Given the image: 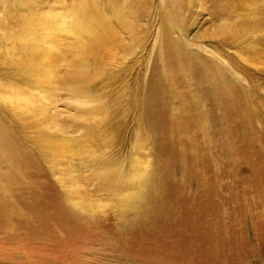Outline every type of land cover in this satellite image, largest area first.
Wrapping results in <instances>:
<instances>
[{"label":"rangeland","instance_id":"obj_1","mask_svg":"<svg viewBox=\"0 0 264 264\" xmlns=\"http://www.w3.org/2000/svg\"><path fill=\"white\" fill-rule=\"evenodd\" d=\"M252 21L264 22V0H0V125L11 151L22 152L20 168L36 180L18 182L22 211L0 218V264H264V64L255 69L239 60L240 38H229L224 58L217 44ZM93 27L104 35L101 44L93 45ZM170 46L184 53L186 68L204 58L212 70L211 51L223 58L228 90L224 99L199 96L200 114L211 112L207 126L192 108L177 112L172 104L169 116L142 130L133 104L159 94L162 82L175 83L165 69ZM82 62L90 65L85 76ZM75 76L89 85L85 106L101 107L91 119H105L96 137L80 143V157L101 153L120 171L131 164L128 178L153 179L147 198L125 206L89 185L93 212L80 193L66 198L75 187L64 168L78 157L39 144L38 134L50 136L53 124L36 129L33 113L15 105L27 99L22 107L41 109L38 118L67 124L74 103L66 88ZM216 77L209 81L223 82ZM180 86L176 98L192 107ZM10 149L0 148L9 159L2 156L1 171L18 163Z\"/></svg>","mask_w":264,"mask_h":264},{"label":"bare ground","instance_id":"obj_2","mask_svg":"<svg viewBox=\"0 0 264 264\" xmlns=\"http://www.w3.org/2000/svg\"><path fill=\"white\" fill-rule=\"evenodd\" d=\"M224 9L217 11L218 16L224 15V13H226V12H224ZM98 28L97 27L92 28V30L97 31V33L91 32V34L94 35L93 36V45L98 44V43L101 44L104 40V35H103L102 31L99 30ZM263 30H264V22L261 21L260 25H258V24L253 23V21H252L251 23H248L245 26H242L241 30H239V31L237 30L238 32H236L235 34H233V32H235V31H233L232 36H229L230 35L229 34L228 35L229 37L227 35L225 37H223V36L220 37L218 40V43H217V44H220L219 45L220 50L218 53L220 54V56H222L224 58L221 49H223L224 46H226V47L229 46V43H228V42H230V41H228L229 38H230V40H236L235 42H238L237 40L240 38V41L238 42L239 44L233 43L234 45H240L242 43L245 44L244 47L238 48L241 50V52H240L241 55H239V60L242 61L243 63L247 64V65L249 64V66L255 67V69L258 67H261L260 65L264 64V34H262ZM248 31H250V34H247ZM255 34H258V35L255 36ZM183 54L181 51L173 49V47H171V46L168 47L167 48V55H166L167 59L165 61L166 62L165 69L167 70V72H169V74L171 72V75H173V77H174L173 79H174L175 83L169 84L168 80L166 82L161 81L162 83L159 85V89H158L159 94H157V92L155 93V91H154V92H151L150 94H148V96H147V94L142 95L140 97V99L133 104L134 107H137V109L140 110L139 113L141 115L140 116L141 119L139 120L140 121L139 124H140V127L142 128V130L143 129L146 130L148 128H151L154 125H157L158 122L160 123L161 120L166 118L167 115L169 116V114H167V113H168V111H170L172 109V104H175L174 109L177 112L183 111L184 113H190L188 111H190V109L192 108L195 113L192 111V109H191V111H192L191 113L199 116L200 118L203 117L205 124L207 126L208 122L210 120L211 112L209 113L208 110L207 111L203 110V115H201L202 112L200 114V111H198V108H197L198 104L202 100H204V98H206L207 100H211L212 98H215L216 96L217 97L219 96L223 99L225 98L226 92L228 90V85H229L228 80L229 79L228 80L224 79L222 70H224L228 74L230 73V68L228 67L225 60L223 58L217 57L216 53L211 51V60L215 63L212 70L207 69V67H206L207 65L205 64L207 62L204 58L197 60L198 63L194 64L192 67L186 68L184 63L188 59ZM81 64H83V65H81ZM77 66L79 68L78 71L80 72V74H82V76H85L87 73H89V68H90L89 64L82 62V63H80V65H77ZM253 71H256V70H253ZM261 71L262 70H260V69L258 70L259 74L262 73ZM212 74H214L215 76L218 75L219 78H221L223 80V82L219 81L218 80L219 78L216 77L218 82L216 81L217 83L214 85V83L209 81V79H210L209 76H212ZM77 78L75 76L73 83H71L70 86H68V88H66V91L71 96L70 97L71 102L74 103V106L70 107V109H72L74 112L73 113L74 115H72L73 118H71V119L68 118L69 121H67V124L64 122L66 125H64V123H60L61 125L57 124V123H53V121H52L53 117H50V116H48V117L46 116L44 118H38L37 115L41 114L40 113L41 111H38V110H41V109H37V110L33 111L30 108H23L22 107V106H24V104H27V99L25 100L22 98L24 103L20 104L18 101V103H16V105H15V108L16 107L19 108L21 111H23V114H25V115H27V114L30 115L31 113H33V115L35 116L36 119H35V122L33 121L32 124L36 125V129H42L43 127L51 128V125H48V124H50V123L53 124L52 127L55 130H53V132L50 133V136L43 137L41 135L42 132L41 133L39 132L40 133V134H38V135H40V138H39L40 143L39 144H49L52 151L54 149V151L60 152L61 150L67 149L66 152L70 155V158H71L70 160H73L72 159L73 157H76V156L78 157L77 162H72L70 164L67 162L68 165L66 164L67 167L64 168V169H66V171H64L63 177L65 178V180H68L70 183H73L72 184L73 188L75 187V191L70 192L68 190H65V194L67 196L66 198L69 199L68 196L71 197V195L73 193H75V194L80 193L81 198H82L81 200L84 201V205L89 210H91L93 208V205L88 200V198H90V197L86 198L87 196H89V194L87 192L88 190L86 189V187H88L89 185H94L96 190L104 191L106 194H108L110 196L114 195V197L115 196L121 197L122 198L121 202H125L123 205H125V204L127 205V203L130 202L131 199H135V201H136L139 198L140 199L147 198V195H148L147 193H149L147 190L152 188V186H150L151 182L149 180H153V179L149 178V180H148V177H145V178L140 177V178H138V180L137 179L133 180L131 178H128V175L130 174L131 170L133 169L131 164H128V168L122 167V171H120V169H115V167L119 166V164H117V163L111 164L107 159L100 158L101 153L96 154L94 156L91 155L90 156L91 158L89 160L88 159L85 160V159H83V157H80V155L84 153V150L80 146V143H82L83 140H89V139L94 138V136L98 134V129L101 127L100 122L102 121L103 124H105V119L97 118V121H93L91 119L92 116H94L96 114H100L99 109L101 107L99 108L97 105L96 106L98 108L95 106H89V107L85 106V105H88L89 102H91V100L89 99L90 98L89 85H88V83L83 81V79L77 80ZM176 85H178V86L181 85L180 87L183 86L185 88V92L187 93V95L189 94L190 98L192 99V102H191L192 107L185 100H178L179 98L178 99L176 98V96H175L176 94H174L176 87H178ZM155 86L158 87L157 84ZM203 86L207 87L208 90L204 89ZM202 91L207 93V94L206 95L202 94ZM199 96L201 98H203V97L204 98L202 100H200ZM1 98H2V95H1ZM175 99L177 101H175ZM124 101H125L124 99L118 100L116 105H121ZM68 106H70V105H68ZM125 111H127V108ZM30 116H28V117H30ZM97 117H98V115H97ZM212 118H214V117H212ZM24 123H25L24 125L26 128L31 127L30 121L27 120ZM65 126L66 127L69 126L71 128V131H72V132L70 131V133L77 134L78 137L73 136V135L68 136L64 130ZM156 134H157V132H155L154 135H156ZM10 140H11V138H10L9 134L8 135L4 134L3 128L0 125V144L2 145V147H0V148L1 149L2 148H8V150H9L10 149L9 148V144H10L9 142H11ZM11 150H13V149L11 148L10 151ZM2 151H0V161H2L4 159L3 157H6L7 160H9L6 155H2ZM187 151L191 152V149L190 150L188 149ZM20 153H22V152L11 151V157H13L15 162H18V163H16V165L12 166L11 164L8 163L9 166H6L5 167L6 169L4 168V170L1 171V168H0V196H2V195L5 196V193H6V195L9 198V200H7V201L2 200L0 198V218H3L6 215L9 216L10 214H12L14 212V210L18 209V201H17V194H16V191L18 189V182L19 181L26 182L27 186H31V185L35 184V182H36V180L32 177L31 171L26 172L27 170L20 168V165L22 163V159L24 158V157L20 156ZM3 154H4V152H3ZM23 154H25V153H23ZM190 156H191V154H190ZM49 161L51 162L52 160L49 159ZM5 162H6V160H5ZM48 164L50 165L49 170H51L52 175H56L57 174V171L55 169L56 165L54 163H48ZM61 172H62V170H61ZM141 172L144 173L145 171H141ZM26 173H27V176H26ZM154 177L157 178L158 175L155 176V174H154ZM60 180H62V179H60ZM73 188H71V189H73ZM153 189H154V187H153ZM6 190H9V191H6ZM24 192H25V190H24ZM22 195L24 196L25 194H22ZM29 197H31L33 201H34V199L36 200L35 196H29ZM20 200L22 201L23 199L20 198ZM115 200L116 199L111 198V201L114 204H116ZM133 203H138V202H133ZM133 205L134 204H131L129 207L132 209L133 207H131V206H133ZM158 209L160 210V208H158ZM18 211H22V210L18 209ZM24 211H25V209H24ZM91 212H93V211L91 210Z\"/></svg>","mask_w":264,"mask_h":264}]
</instances>
